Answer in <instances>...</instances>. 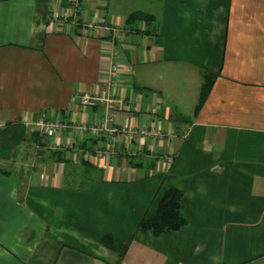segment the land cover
<instances>
[{
	"label": "crops",
	"instance_id": "crops-1",
	"mask_svg": "<svg viewBox=\"0 0 264 264\" xmlns=\"http://www.w3.org/2000/svg\"><path fill=\"white\" fill-rule=\"evenodd\" d=\"M80 1L79 26L54 32L68 0H0V264H114L105 235L128 245L120 264H264V0ZM135 12L148 21L127 24ZM89 20L120 31L87 35ZM113 52L129 105L109 124L155 122L169 136L130 155L73 130L50 146L39 117L104 116L75 98L106 83ZM170 188L187 225L142 231Z\"/></svg>",
	"mask_w": 264,
	"mask_h": 264
},
{
	"label": "built area",
	"instance_id": "built-area-1",
	"mask_svg": "<svg viewBox=\"0 0 264 264\" xmlns=\"http://www.w3.org/2000/svg\"><path fill=\"white\" fill-rule=\"evenodd\" d=\"M67 3L68 6L63 9V11L57 8L49 19L54 32H64L70 28H76L80 24L77 13L81 7V1L68 0ZM82 27L87 35H89L92 30L100 32L110 30L113 31L114 34L120 31L116 26L96 24L93 20L82 23ZM116 56L117 53L113 52L111 61L106 69V83L97 91L79 93L75 98L78 105L84 109L102 107L104 116H102L99 121L91 123H80L74 120L65 121L60 119L49 121L44 116L34 121L33 126L38 132L50 140V146H57V133L73 130L78 139H90L103 136L108 145L109 154H112L115 146H118L123 154L130 155L133 152L134 146H141L146 140H150L151 143H163L166 137L169 136V134L167 135L163 132L160 125L155 122L150 126L147 125L142 127H130L126 125L113 127L109 124L111 122L109 117L110 113L123 112L129 105L127 99L115 93L119 66L112 60L116 59ZM151 118H155V116ZM155 120L156 118L153 121ZM69 146H71V144ZM103 155H105L104 152H97L96 154L98 159ZM163 155L164 156L161 157L159 162L166 168H169L172 164L173 157L167 154ZM86 158L90 160L91 155L88 154Z\"/></svg>",
	"mask_w": 264,
	"mask_h": 264
},
{
	"label": "trees",
	"instance_id": "trees-1",
	"mask_svg": "<svg viewBox=\"0 0 264 264\" xmlns=\"http://www.w3.org/2000/svg\"><path fill=\"white\" fill-rule=\"evenodd\" d=\"M148 16L143 13L135 12L130 14L127 24H134L137 21H148ZM213 82L212 75L205 76V82L202 86L198 103L194 109L193 116L196 117L203 106L208 92ZM183 193L176 189H168L160 198L157 206L156 215L153 218H144L139 223V228L144 232H151L153 236L160 237L166 234H172L187 225V220L183 214ZM101 245L117 252L118 260L114 264H120L125 256L128 245L120 242L112 235H105L100 239Z\"/></svg>",
	"mask_w": 264,
	"mask_h": 264
},
{
	"label": "rangeland",
	"instance_id": "rangeland-1",
	"mask_svg": "<svg viewBox=\"0 0 264 264\" xmlns=\"http://www.w3.org/2000/svg\"><path fill=\"white\" fill-rule=\"evenodd\" d=\"M147 2V0H131V5L134 6V8H141L142 7H139V6H143L145 3ZM146 6V5H145ZM73 184H76L77 182L76 181H72Z\"/></svg>",
	"mask_w": 264,
	"mask_h": 264
}]
</instances>
